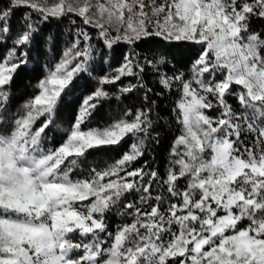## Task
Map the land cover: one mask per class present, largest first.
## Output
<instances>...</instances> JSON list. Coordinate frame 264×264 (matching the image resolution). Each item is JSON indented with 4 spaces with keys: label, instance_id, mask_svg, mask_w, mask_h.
<instances>
[{
    "label": "snow or ice",
    "instance_id": "snow-or-ice-1",
    "mask_svg": "<svg viewBox=\"0 0 264 264\" xmlns=\"http://www.w3.org/2000/svg\"><path fill=\"white\" fill-rule=\"evenodd\" d=\"M18 8L30 12L0 62V109L26 63L17 50L33 38L32 13L83 27L23 114L0 123V264H264V0H8L0 36ZM188 53L181 71L174 64ZM97 55L118 66L82 101L64 142L46 148L57 104ZM173 92L168 165L136 167L158 143L153 96ZM132 93L139 107L85 126L101 101ZM128 137L113 164L78 171L89 150ZM114 207L126 219L110 231Z\"/></svg>",
    "mask_w": 264,
    "mask_h": 264
},
{
    "label": "trees",
    "instance_id": "trees-1",
    "mask_svg": "<svg viewBox=\"0 0 264 264\" xmlns=\"http://www.w3.org/2000/svg\"><path fill=\"white\" fill-rule=\"evenodd\" d=\"M7 4L8 0H0V7H6ZM28 12L30 10L27 8L16 9L11 17V33L0 36V62H3L12 49L16 34L24 25L25 13ZM72 19H75V17L43 21L38 13L31 14L35 32L31 42L23 49L17 50L18 54L20 51L26 53V63L13 76L6 107L0 109V123L8 126L16 117L23 114L25 103L39 91L37 88L38 82L46 76L49 69L54 68L61 61L64 52L71 47L77 29L83 27L79 20L73 24ZM190 55V53L185 54V58L178 64H174V66L186 72L191 62L188 58ZM118 62V56L113 59L109 55L105 57V62L101 64L100 57L97 55L95 58V71L84 73L76 78L72 91L64 95L59 101L52 114L51 123L45 129L43 144L46 148H56L64 142L75 122L82 101L100 86V77L109 74L113 67L118 66ZM123 83L127 84L128 80H124ZM148 83L149 86L155 88L152 80H149ZM103 87L110 92L116 91V86L113 85H104ZM141 96L142 93H132L127 97L122 96L119 100L101 101L85 126L103 128L109 125L119 119L126 109L139 107L142 103ZM153 99L155 100L153 116L154 118L159 117L153 135H158V143L149 142L146 155L137 161L135 166L140 167L147 162L151 168L158 169L163 173L169 162L172 141L174 136L178 134L177 125L171 120V109L177 95L174 92L166 93L163 96L154 95ZM44 119V117H41L36 126L38 127ZM131 143H133V138L128 137L119 145L89 150L86 160L81 163L78 171H86L92 167L103 169L113 164L129 150ZM128 199H131V197H128ZM125 219L120 215V210L114 207L107 214L109 230L114 231Z\"/></svg>",
    "mask_w": 264,
    "mask_h": 264
},
{
    "label": "rangeland",
    "instance_id": "rangeland-1",
    "mask_svg": "<svg viewBox=\"0 0 264 264\" xmlns=\"http://www.w3.org/2000/svg\"><path fill=\"white\" fill-rule=\"evenodd\" d=\"M49 2H51V0H49Z\"/></svg>",
    "mask_w": 264,
    "mask_h": 264
}]
</instances>
